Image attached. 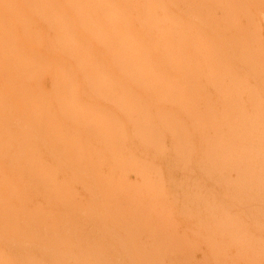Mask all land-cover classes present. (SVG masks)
I'll return each mask as SVG.
<instances>
[{"label": "bare ground", "instance_id": "1", "mask_svg": "<svg viewBox=\"0 0 264 264\" xmlns=\"http://www.w3.org/2000/svg\"><path fill=\"white\" fill-rule=\"evenodd\" d=\"M3 1L0 264H264V0Z\"/></svg>", "mask_w": 264, "mask_h": 264}, {"label": "rangeland", "instance_id": "2", "mask_svg": "<svg viewBox=\"0 0 264 264\" xmlns=\"http://www.w3.org/2000/svg\"><path fill=\"white\" fill-rule=\"evenodd\" d=\"M8 1V0H6ZM22 1V0H21ZM20 0H10V3H9V7H13L15 10L16 9H19L21 8V11L23 10V5L24 3L21 2ZM1 2V0H0ZM5 1L2 0V3H4ZM0 3V5L2 4ZM7 5H8V2H6ZM3 5V4H2ZM0 6V22L1 24L5 27H2V25H0L2 27V29L4 28V31H0V34H3L4 35L6 34L7 36H2V38L0 37V95H1V98H3V100H6L4 103L5 104H12L14 103L16 100L17 102L19 101V95L16 94V91H14L13 89H16V86H19L20 89H22V92H23V84L20 85V82L18 80V78L16 77V65H17V62L20 60L18 57H16V61L14 60L15 59V56H17V54L15 56H13V54L16 52V53H21L22 54V51L23 49H25V38H24V32L25 31V25L22 24V18L19 17V11H17L18 13L16 14V19L13 20L14 16H10V14H12V10L10 8V10L7 9V6H5L4 10H3V7L4 6ZM5 5V4H4ZM13 9V14L16 12L14 11ZM11 11V13L9 12ZM9 13V14H8ZM21 13V12H20ZM9 16V17H8ZM21 16H23V19L25 18L24 17V12L23 14H21ZM18 18V19H17ZM20 19V20H19ZM21 21V22H20ZM17 22V23H16ZM24 23V22H23ZM21 24V26H23L21 28V26H19ZM12 27V28H11ZM11 28V29H10ZM3 32V33H1ZM9 32V33H8ZM12 32V33H11ZM9 34V35H8ZM1 36V35H0ZM5 37H7L5 39ZM5 39V42H7V44L5 45L4 43L5 42H1V41H4ZM11 40V42H10ZM10 42V43H9ZM8 45H11L12 49H9L10 50V53L7 52L9 51L8 50ZM14 46V47H13ZM10 47V48H11ZM15 48V49H14ZM15 50V51H14ZM22 50V51H20ZM12 51H14V53H12ZM6 54V55H5ZM8 54H12V56H8ZM6 57V59H5ZM9 58V61L7 60ZM18 58V59H17ZM7 60V61H6ZM7 64V65H6ZM4 66V67H3ZM7 66V68H6ZM3 67V68H2ZM14 67V68H13ZM5 68L7 70H5ZM14 69V70H13ZM15 71V72H14ZM4 73V74H3ZM6 73V74H5ZM5 75V76H4ZM4 76V77H3ZM8 76V77H7ZM15 76V77H14ZM9 78L10 82L6 79V78ZM4 79H6L7 81H5ZM9 82V84H14L13 85V89L10 88L11 90L13 91H10L9 89V86L7 85ZM15 92V93H13ZM21 92V94H22ZM5 96V97H4ZM18 96V97H17ZM0 98V100H1ZM3 102V101H2ZM16 102V103H17ZM4 103H1L0 104H3L5 105Z\"/></svg>", "mask_w": 264, "mask_h": 264}]
</instances>
